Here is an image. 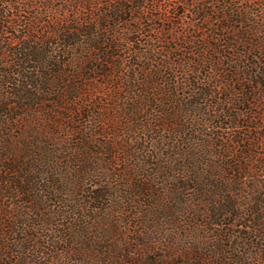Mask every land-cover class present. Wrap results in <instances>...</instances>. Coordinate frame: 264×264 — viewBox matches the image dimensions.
<instances>
[{"label": "trees", "instance_id": "trees-1", "mask_svg": "<svg viewBox=\"0 0 264 264\" xmlns=\"http://www.w3.org/2000/svg\"><path fill=\"white\" fill-rule=\"evenodd\" d=\"M2 1L0 0V4H2ZM149 1L159 3L165 0H109L105 2L106 7L99 0H66L69 3L68 8L61 7L60 10L43 6L42 0L34 1L38 8L43 6L47 11L61 13V16L65 19L62 20L61 24L56 25V28L47 29L41 33L38 27L35 26L43 13L41 9L35 15L25 18L26 33L21 36L10 37L3 42H1L2 36L9 33V27L19 33L22 25L14 21H3L2 18L8 16V14L4 8L0 7V130H21L19 139L24 140L28 133L27 129L36 127L34 126L36 122H33L35 116L53 110L41 107L45 106L46 103H50L44 98L45 96L54 95L59 100L76 103L81 110L82 107L87 105L83 97L94 93L90 90L91 88H89V91L84 89L87 87L88 82H97L101 77L102 79H119L123 82L126 79L125 71L132 70V76L128 77L127 81H130V85L134 86L135 80L140 77L138 69L145 67L144 62H142L145 60L148 61L145 69L150 76L157 78L159 75L166 73V69L176 73L177 67L180 65L177 63H164L163 59L168 57L166 54L162 55L160 52L163 48L158 49L155 44L162 42V32L166 31L176 33L178 36L175 37V40H180L184 32L179 36L175 26L182 24L181 20L187 12L194 18L214 24L215 33L212 35V40L203 47V56H207L210 52L217 55L222 54V50H224L227 52L226 56L228 58L229 55L236 57L238 54L231 48H238L240 45L247 46L246 52L251 55L253 53L249 51L250 49L264 48V45L260 42L264 35V0H179L178 3L172 5L174 14L170 15L168 12L165 16L155 13L154 8L156 6L147 9V2ZM251 4L258 6V10H254L253 6H250ZM84 11L87 12V15ZM82 14L86 16H82ZM175 15H179L180 22H175ZM134 22L139 23L141 26L133 27ZM163 23H168L169 26L172 25V28L166 30ZM145 33L149 37L148 40L141 38V35ZM128 35H137V37L129 38ZM146 42L148 48L137 51L136 45L146 44ZM178 47L179 45L176 43L174 46L166 48L164 52H174ZM122 52L125 53L124 55L130 54L131 57H134V62L127 67V61L121 60L122 55L120 53ZM255 56L258 57L257 54H254ZM156 59L162 61L157 71L151 65ZM242 62L245 61L237 57L229 59L226 63L231 67V72H233L232 69H235L234 79L237 76H242L239 69V64ZM122 67H125V70ZM106 68L108 69L106 70ZM101 70L105 72L101 73ZM146 74L142 76L145 77ZM78 80L80 83L84 82V84H79ZM235 80L248 84L254 82L252 86L254 88L256 85L262 86L264 74L251 76L248 82L239 78ZM156 83L157 80L152 79L150 82L143 81L142 84L151 89ZM117 86L119 87L117 88L118 91L123 89L121 83ZM249 89H251V86H249ZM203 91L201 95L205 100L216 95L212 89L206 88ZM197 92L196 94H198ZM132 93L134 92L132 91ZM249 93L251 92L247 91L246 96ZM164 95L170 97L167 90H165ZM228 95L229 98L225 104L230 110L236 105L233 98L236 94L231 89ZM246 101L247 99H243L239 101V104H246ZM167 106L169 110L163 109L165 112H163L161 118L162 123L172 127L178 126L175 119L178 118L179 113L183 114L185 112L179 108L178 103L177 105L170 103ZM141 111L142 109L138 106L128 108L130 115H136ZM210 111L221 113L225 110L222 108L219 110L210 109L206 113L209 114ZM126 115L129 116L127 113ZM40 120L43 121V118H39ZM233 120H236V118H233ZM29 122L31 123L28 124ZM50 126L51 123H46L43 127ZM232 126H237V124H232ZM141 127V129H146L147 127L151 128L152 125ZM129 131L131 133L144 131V135L156 132V138H153V155L151 157L154 158V161L158 160V162L151 164L148 161L149 173H145V171L138 172L139 176L143 178L142 182L146 183L145 181H147V183L135 184L137 194H134V196L144 198L143 201H137L135 207L146 209H136V217L141 215L139 219L141 225L154 224L153 229L159 224L163 226L164 222L168 221L179 224V217L193 213L199 218L204 212L206 217L213 219L211 223L215 226H225L226 228L234 226L244 229L243 235H236L235 237H227L223 233H217L214 239L218 244L215 246V248H218V252H215L210 259L202 258L204 262L207 261L208 264L264 262V251H261L264 247L259 243L264 242V156L256 152L257 149L264 147L263 133L236 130L237 132L235 131L227 140L220 136L218 140H215L214 137L204 134L202 130ZM111 134L119 137L122 145L125 143L121 140L122 136L120 134ZM12 135L0 131V209L4 207L2 205L3 200H14V203L7 205L12 212L3 214L1 213L3 211H0V217L4 216L6 219L13 220L12 225L18 224L20 220L22 234L30 236L27 234L26 227L30 228L28 222L32 216L43 218L48 215L45 205L49 198H64L61 195L64 191L63 186L56 179L58 172H61L62 169L56 161L55 152L45 150L40 153L39 157L33 154L30 156L29 148L36 145H32L33 142L24 140L23 143L19 141L20 146L18 147L13 142L16 137ZM69 136H71V133H69ZM52 141L54 145L59 142L57 134L53 136ZM110 145L118 147L119 143L116 141V143ZM236 146L244 151H235ZM216 156L217 158L224 156L232 159V163H228L224 167L214 166L213 168L209 166L206 161ZM177 159L182 162L177 164L175 162ZM89 160L88 164L91 163ZM109 160H115L114 162H116L119 158L112 154ZM163 163H173L174 167ZM258 164L261 167L254 168ZM88 167L90 168V166ZM164 173L167 175V177L164 176L166 182L175 181L179 184L169 191V194L174 197L175 204H166L164 199L160 202V199L157 198L160 197V190H156L153 185L155 182L154 176L159 175L158 178H160V175ZM186 192L193 193L194 201L191 204L180 196ZM108 194L106 190H95L87 194L85 205L81 206V204L78 205L75 202L72 212H74V215L82 216V219L76 218L79 225L76 234L73 236V241L70 240L71 235L67 238L69 234L66 233L65 228L70 224L69 228L72 230L74 228L72 221L62 224L63 228L60 230L58 238L54 237L55 241L59 239L57 241L66 244L70 260L80 264L83 262L86 264L98 263L90 257H86L84 261L73 258L71 252L73 253L75 249L71 248V245L74 241L79 240L82 245V239L87 237L94 236V238H97L96 232L93 235L90 232L92 227L82 220L90 219L93 216L92 214L95 215L101 210H106L103 207L102 200ZM177 195L178 197H175ZM15 201H17V204L21 203L23 205L20 207L24 209V212L20 210L21 208L16 205ZM185 206L187 207L185 208ZM77 209L89 213L88 215H80V213H77ZM49 215L54 216L55 213L50 212ZM60 216L63 217L65 214H60ZM48 218L43 220V226L52 224L50 218L49 220ZM242 218L248 219L250 224L248 222L243 226L238 224L237 220ZM221 219H231L232 221L226 223L222 220V224H220ZM191 223L194 225V222ZM12 225L6 224V228H10L9 226L14 227ZM34 226L37 225L33 224L32 227ZM156 233L159 234V232ZM28 239L35 240L32 237L25 238L23 241ZM170 239L174 245H179L178 239L176 240L175 237ZM48 247L51 251L47 254L49 259L57 258L54 253L62 251L59 250V246ZM22 248L24 249L23 246ZM101 248L107 249V247ZM178 250L177 248V252L172 255H185L184 252ZM253 250H255V255H253ZM153 252L155 251L150 249V253ZM195 253L198 252L195 251ZM83 254L85 253L82 252V256ZM6 257L9 258L10 255ZM44 257L38 255L36 258L32 256L27 258L23 254L15 264H41L39 261ZM146 260L149 262L148 264H157L158 262L157 258L148 260L146 257Z\"/></svg>", "mask_w": 264, "mask_h": 264}, {"label": "rangeland", "instance_id": "rangeland-1", "mask_svg": "<svg viewBox=\"0 0 264 264\" xmlns=\"http://www.w3.org/2000/svg\"><path fill=\"white\" fill-rule=\"evenodd\" d=\"M34 1L40 0L2 1L0 7L4 8L8 14V16L2 18L3 21H14L22 26L19 29V33L9 27V33L2 36L1 42L7 41L10 37L21 36L26 33L25 18L35 15L41 9L43 10L41 18L35 23L41 33L47 29L56 28V25L61 24L62 20L65 19L61 16V13L51 10L47 11L43 6H49L52 9L58 8L59 10L61 7L67 9L69 3L66 0H42L43 6L38 5L40 8L35 5ZM99 1L106 7L105 2L109 0ZM178 2L179 0H165L159 3L149 1L147 2V9L156 6L154 8L156 14L165 16L169 12L170 15H173L172 5ZM250 6H253L254 10H258V6L254 4ZM85 14L87 15V12ZM85 14H82V16H86ZM190 15L187 12L181 20L182 24L175 26L179 36L184 32L183 37L180 39L181 41L175 40V37L178 36L176 33L166 31L162 32V42L155 44L156 48H163L160 53L162 55L166 54L168 57L163 59L164 63H177L180 65L177 67L176 73L166 69V73L159 75L157 78L150 76L145 69L148 64V61L145 60L142 61L145 67L138 69L140 77L135 80L134 86H131V82L127 81V78L132 76V70L125 71L126 79L123 82L119 79H102V77L97 82H88L86 84L87 87L84 89L89 91V88H91L90 90L94 91V93L83 97L87 105L82 107L81 110L78 104L67 100H59L54 95L44 97L50 103H46L45 106L41 107L53 110L35 116L33 122H36L34 124L36 127L27 129L28 133L24 140L33 142L31 144L36 145L29 148L30 156L33 154L39 157L40 153L45 150L55 152L56 161L62 169L61 172H58L56 179L63 186L64 191L61 195L64 198H49L45 205L48 215L43 218L32 216L28 222L30 228L26 227V230H28L27 234L30 236L22 234L23 230L19 223L20 220L18 224L12 225L14 223L13 220L6 219L4 216L0 217V264H15L23 254L27 258L30 256L36 258L38 255L45 256L39 261L41 264H80L70 260L66 244L57 241L59 239L55 241L54 237L58 238V234L63 228L62 224L72 221L74 228L71 230L69 228L70 224L65 228L67 230L66 233L69 234L67 238L71 235L70 240L73 241V236L76 234V229L79 225L76 218L82 219V216L74 215V212H72L75 202L78 205L81 204V206L85 205L87 203L85 198L87 194L100 189L106 190L107 194L109 192L102 200L103 207L106 210H101L95 215L92 214L93 216L90 219L82 220L92 227L90 232H92V235L96 232L97 238L91 236L82 239V245L80 240L74 241L73 245H71V248L75 249L73 253L71 252L73 258L84 261L86 257H90L96 263L98 262L97 264H148L146 257L148 260L157 258V264H208L202 258L210 259L215 252H218V248H215L218 244H216L217 241L214 239L217 233H223L227 237L243 235L244 229L242 227L232 226L226 228L225 226L218 227L213 225L211 223L213 219L206 217L204 212L199 218L195 214L190 213L179 217V224H173L168 221L164 222L163 226L159 224L153 229L152 226H155L154 224L141 225L139 222L141 215L136 217V209L146 210L142 207H135L137 201L144 200L143 197L134 196V194H137L135 184L147 183V181H145L146 183L142 182L143 178L139 176L138 172L142 173L145 171L146 173L150 170L147 165L148 161L151 164L158 162V160L154 161V158L151 157L153 155V138H156V132L144 135V131L131 133L129 130H202L204 134L214 137L215 140H218L219 136L227 140L236 130H247L264 134V83H262V86L256 85L253 88L254 82L248 84L235 80L239 78L248 82L251 76H256L260 73L264 74V48L250 49L249 51L253 53L251 55L246 52L247 46L240 45L239 47L237 46L238 48H231L238 54L236 57L229 55L228 58L226 56L227 52L224 50H222V54L217 55L210 52L207 56H203V47L212 40L215 27L213 23L204 22ZM174 18L176 23L180 22L179 15H175ZM163 25L166 30L172 28V25L169 26L168 23H163ZM140 26L137 22L133 23L135 28ZM128 37L135 38L137 35H128ZM141 38L148 40L149 37L145 33L141 35ZM260 42L264 45V35ZM176 43L179 45L176 48L177 50L168 53L164 52L166 48L174 46ZM136 47L137 51L147 49V42L146 44H138ZM120 54L122 55L121 60L127 61L126 67L134 62V57H131L130 54L124 55L125 53L123 52ZM254 54H257L259 59L256 56L254 57ZM237 57L242 58L245 62L238 63L242 76H237L234 79L233 73H235V69H232L233 72H231V67L226 63L229 59ZM161 63L160 59H156L151 65L157 71ZM122 68L124 69L125 67ZM102 72L105 71L101 70ZM145 73H147L146 76H142ZM152 79L157 80V83L151 89L147 88V85L144 86L142 84L143 81L150 82ZM77 82L84 84V82L80 83L79 80ZM120 83L123 89L118 91L117 88L119 87L117 85ZM249 86H251V89H249ZM206 88L212 89L216 95L211 99L205 100L201 94ZM231 89L236 94L233 97L236 105L229 110L225 102L229 98L228 94H230ZM165 90L170 93V97L164 95ZM196 91H198V94H196ZM247 91L251 92L248 96H246ZM243 99H247L246 104H239V101ZM170 103L175 105L178 103L179 108L185 112L178 114V118L175 119L178 126L175 127L164 125L161 120L164 110H169L167 105ZM134 106L140 107L142 111L136 115H130L128 108ZM221 108L225 111H221V113H212V111L209 114L206 113L210 109L219 110ZM39 118H43L44 122L39 121ZM233 118H236V120L232 121ZM209 122L211 123L210 125ZM46 123H51V126L44 128L43 126ZM150 124L152 125L151 128L141 129V126ZM232 124H237V126L233 127ZM72 130L75 131L73 132ZM0 131L13 134L12 136L16 137L13 142L18 147L20 146L19 141H22V143L24 141L19 139L21 130ZM69 133H71V136H69ZM111 133L120 134L122 136L121 140L125 143L122 145L119 137ZM55 134L59 138V142L56 145L52 141ZM116 141L119 146L112 147L110 144L116 143ZM235 151L242 152L244 150L236 146ZM256 152L264 156V147L257 149ZM89 153L93 154L87 155ZM112 154L116 155L119 160L116 162H114L115 160H109ZM88 160L91 162L90 164L87 163ZM201 160L203 161V158ZM175 162L179 164L182 161L177 159ZM206 162L213 168L214 166L224 167L228 163H232V159L224 156L217 158L216 156ZM163 164L174 167L173 163ZM259 167H261L259 164L254 166L256 169ZM153 169L154 167L151 169L152 172ZM165 175L166 173L160 175V178H158L159 175L154 176L155 182L153 185L156 190H160V197L157 198L160 199V202L164 199L166 204H175L174 197L169 194V191L176 188L179 184L175 181L166 182ZM192 194L186 192L180 196L191 204L194 201ZM175 197H178V195ZM12 203H14V200H3L2 205L4 207L0 209V211H3L1 213L12 212L7 207V205ZM15 203L19 207L22 205L21 203L17 204V201ZM20 208L24 212V209ZM50 212H54L55 215L50 216ZM77 213L88 215L89 212L77 209ZM60 214H65V216L61 217ZM48 217L52 224L43 226V220ZM222 220L226 223L232 221L231 219H221L220 224H222ZM191 222H194V225ZM246 222H248V219L237 220V223L242 224V226ZM6 224L14 227L11 228L9 226L10 228H6ZM33 224L37 225L34 226L35 229L32 227ZM248 224L250 223L248 222ZM156 232H159V234L157 235ZM32 237H34V241L31 239L23 241L25 238ZM171 237L178 239L179 245H174L171 242ZM259 243L264 247V242ZM53 245L59 246V250L62 251L54 253L57 258L49 259L47 254L51 251L47 246ZM101 247H107V249ZM177 248L179 249L178 251L184 252L185 255H172L177 252ZM50 249L52 248L50 247ZM150 249L155 252L150 253ZM195 251L198 253H195ZM261 251H264V249ZM82 252L85 253L83 254L84 257ZM253 252V255H255V250ZM7 255H10V257L7 258ZM80 262L82 263V261ZM82 264L86 263L83 262ZM252 264H264V262Z\"/></svg>", "mask_w": 264, "mask_h": 264}]
</instances>
